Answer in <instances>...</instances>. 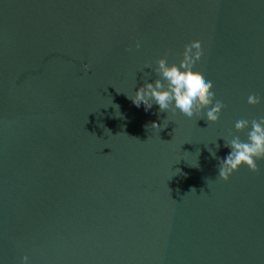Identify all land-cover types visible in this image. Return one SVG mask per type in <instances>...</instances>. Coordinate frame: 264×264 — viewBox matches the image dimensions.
<instances>
[{
    "label": "water",
    "instance_id": "water-1",
    "mask_svg": "<svg viewBox=\"0 0 264 264\" xmlns=\"http://www.w3.org/2000/svg\"><path fill=\"white\" fill-rule=\"evenodd\" d=\"M193 41L220 119L136 107ZM261 118L264 0H0V264H264V158L219 177Z\"/></svg>",
    "mask_w": 264,
    "mask_h": 264
},
{
    "label": "clouds",
    "instance_id": "clouds-1",
    "mask_svg": "<svg viewBox=\"0 0 264 264\" xmlns=\"http://www.w3.org/2000/svg\"><path fill=\"white\" fill-rule=\"evenodd\" d=\"M140 46V42H137L136 47ZM182 56L178 64L169 63L167 56H161L154 65H146L145 68L153 69L157 78L154 81L145 78L144 83L136 88L134 94L128 95L129 98L136 107L143 104L146 111L156 104L160 112L171 111L173 114L178 112L189 121H195L198 117L206 118L209 122L218 121L225 105L216 99L213 82L205 80L194 70L195 66L202 63L205 58L202 45L199 41L185 45ZM145 74L147 77L151 75ZM259 102L260 99L256 95L248 97L249 104L254 105ZM116 107L118 108V105ZM151 127L159 128L160 124L153 121ZM234 127L237 131L249 130L247 141L234 136L225 142V147L230 151L220 160L219 166V177L225 180L243 165L256 171V161L264 158V118L252 121L240 119L235 122ZM193 190L195 189L191 191ZM22 264H29L27 255L22 257Z\"/></svg>",
    "mask_w": 264,
    "mask_h": 264
}]
</instances>
